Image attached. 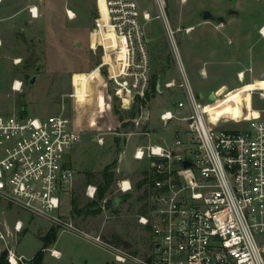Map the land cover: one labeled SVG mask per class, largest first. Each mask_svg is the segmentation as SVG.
<instances>
[{
    "label": "rangeland",
    "instance_id": "1",
    "mask_svg": "<svg viewBox=\"0 0 264 264\" xmlns=\"http://www.w3.org/2000/svg\"><path fill=\"white\" fill-rule=\"evenodd\" d=\"M134 1L140 16L150 15V20L142 18L141 24L148 40L152 76H158L162 92L151 91L145 105L138 104L133 119L132 107H122L107 68L98 70L104 52L99 44L107 52L120 46L116 62L106 61L114 84L127 89L123 80L127 53L123 39L119 40L109 26L104 0L97 1L101 17L98 34H93L99 18L96 0H0V115L43 119L63 111L72 119L80 141L71 147L66 159L75 179L62 195L58 215L79 230L101 235L111 245L141 259L153 249L150 229L137 223V216L147 212L150 186L137 190L136 184L151 173L148 162L135 160L132 151L160 138L169 143L177 135L184 137L185 131L184 123L165 126L159 120L165 110L182 116L176 103L183 99L160 10L155 0ZM162 1L184 70L195 93L203 96L205 112L213 121L228 115L236 120L243 117L239 123L220 124L218 128L244 130L250 119L264 118V80H259L264 79V36L258 32L264 26V0ZM30 6L38 8L35 19L28 13ZM204 12L212 18L203 19ZM240 73L243 78H239ZM171 81L175 86L166 88L164 84ZM17 82L22 84L19 90L13 88ZM145 110L150 113L149 121L135 128L137 117ZM122 123L130 124L123 127ZM99 137L104 139L103 145L97 143ZM115 160L112 194L102 201L114 198L116 208L103 210L101 201L98 215L85 214V205L93 201L85 195L87 185L97 186L102 170ZM125 177L135 188L120 202L116 185ZM71 199L77 201L78 216L72 215ZM19 221L22 228L16 232L14 225ZM52 228L58 230L57 239L42 250L44 264H121L114 262L107 250L0 198V256L5 254L8 264L10 253L22 258L19 264H30ZM53 249L62 258L52 257Z\"/></svg>",
    "mask_w": 264,
    "mask_h": 264
},
{
    "label": "built area",
    "instance_id": "2",
    "mask_svg": "<svg viewBox=\"0 0 264 264\" xmlns=\"http://www.w3.org/2000/svg\"><path fill=\"white\" fill-rule=\"evenodd\" d=\"M104 2L109 26L119 40L123 39L127 53L123 73L127 89L121 90L114 84L106 61L108 58L116 62L120 46L107 52L97 43L104 51L98 70L107 68L109 79L122 99V107L130 109L137 99H145L151 93V58L141 24V19L150 20V15L140 16L134 0ZM155 2L165 24L179 74L178 88L183 95L176 103V110L182 116L165 110L159 120L165 126L172 122L184 123L185 136L177 135L169 143L161 138L158 142L149 141L133 152L135 160L148 162L152 176L147 212L137 216V223L152 233L150 255L136 258L111 245L101 235L85 233L58 215L62 195L72 188L75 179L66 156L80 141V133L63 111L43 119L0 115V198L107 250L116 263L264 264V118L250 119L244 130L218 128L220 124L239 123L243 117L236 120L228 115L213 121L211 114L205 112L203 99L195 93L184 70L175 31L162 12L163 1ZM98 12L93 34L101 32L99 8ZM28 13L35 19L38 8L30 6ZM263 29L264 26L258 30L261 36ZM200 76L205 78V73L200 72ZM13 86L19 90L22 84ZM164 86L172 88L175 82ZM149 118L148 110L142 111L135 128ZM103 140L99 137L96 141L103 145ZM185 162L189 165L185 166ZM132 190L129 180L117 182V193ZM97 194V186L87 185L86 197L95 200ZM106 201H102L103 210L107 209ZM14 228L20 231L22 223L16 222ZM50 254L60 257L55 249ZM21 261V257L10 253L9 264Z\"/></svg>",
    "mask_w": 264,
    "mask_h": 264
},
{
    "label": "trees",
    "instance_id": "3",
    "mask_svg": "<svg viewBox=\"0 0 264 264\" xmlns=\"http://www.w3.org/2000/svg\"><path fill=\"white\" fill-rule=\"evenodd\" d=\"M166 1V0H165ZM98 17V13H96V18ZM104 75H107V72L104 71ZM157 82H158V76L157 75H153L152 76V85H151V91L153 94L158 93L157 91ZM162 90V89H161ZM149 96L147 95L145 97V99L139 100L137 99L135 101V103L133 104L131 111H130V118L133 119L135 117V115L138 112V106L139 105H145V102L148 100ZM139 104V105H138ZM122 120V119H121ZM130 123H122L123 127L128 126ZM116 166V160L113 161L110 165H108L107 167H105L102 172H101V181L98 183L97 188H98V194H97V198L93 201H90L89 203H87L85 205V214L87 215H93L96 216L98 215L101 211L99 209V203L107 196V195H111L112 191L110 190L112 184L115 182V173L113 171V169ZM152 180V176L148 175L146 176V174H144V179H142L139 183L136 184V189L139 190L141 189L144 185H150V182ZM148 192V191H147ZM144 193H146V191H144ZM144 197L146 196V194L143 195ZM148 196V195H147ZM120 202H125L128 198L127 195H121L120 196ZM140 199H142V197H140ZM114 198H110L106 201V207L108 208H116L117 204L114 205ZM118 203V202H117ZM71 205H72V215H76L78 216L81 211L78 209L77 206V201L76 199H71ZM143 211V209H142ZM141 211V212H142ZM57 233L58 230L52 228L48 234L42 238V248L40 251H38L32 261L30 262V264H44L43 263V252L42 250L47 248L50 245H53L56 242L57 239ZM0 264H8L5 258V254H2L0 256Z\"/></svg>",
    "mask_w": 264,
    "mask_h": 264
},
{
    "label": "water",
    "instance_id": "4",
    "mask_svg": "<svg viewBox=\"0 0 264 264\" xmlns=\"http://www.w3.org/2000/svg\"><path fill=\"white\" fill-rule=\"evenodd\" d=\"M210 18H212V16L210 15V13H208V12H204V14H203V19L206 20V19H210ZM32 82H33V81H32ZM161 87H162L161 81L158 80V82H157V91H158V93H161V92H162ZM200 98L203 99V96L200 95ZM209 99H210L211 101H213V100H214V95L211 94V95L209 96ZM184 165L187 166V165H189V164H188L187 162H185ZM116 204H117V200H114V205H116Z\"/></svg>",
    "mask_w": 264,
    "mask_h": 264
},
{
    "label": "crops",
    "instance_id": "5",
    "mask_svg": "<svg viewBox=\"0 0 264 264\" xmlns=\"http://www.w3.org/2000/svg\"><path fill=\"white\" fill-rule=\"evenodd\" d=\"M259 80H264V79H259ZM133 152H134V149H133V151H132V156H133ZM123 154H124V153H123ZM123 179L129 180V181L131 182V184L133 185V190H132L131 192H128V193H126V194H121V195H127V196H129L131 193L134 192V188H135V186H134V184L132 183V181L130 180V178L125 177V178H123ZM60 256H61V258H62V254H60ZM57 259H60V258H57Z\"/></svg>",
    "mask_w": 264,
    "mask_h": 264
},
{
    "label": "bare ground",
    "instance_id": "6",
    "mask_svg": "<svg viewBox=\"0 0 264 264\" xmlns=\"http://www.w3.org/2000/svg\"><path fill=\"white\" fill-rule=\"evenodd\" d=\"M104 5H105V2H104ZM105 8H106V7H105ZM107 16H108V15H107ZM108 22H109V19H108ZM263 34H264V29H263ZM263 36H264V35H263ZM239 78H243V74H242V73L239 74ZM19 84H20V83H18V82L15 83L16 87L19 86Z\"/></svg>",
    "mask_w": 264,
    "mask_h": 264
}]
</instances>
